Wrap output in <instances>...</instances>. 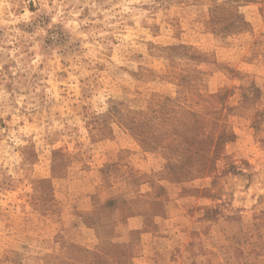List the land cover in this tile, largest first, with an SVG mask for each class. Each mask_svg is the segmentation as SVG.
Masks as SVG:
<instances>
[{
	"label": "rangeland",
	"instance_id": "obj_1",
	"mask_svg": "<svg viewBox=\"0 0 264 264\" xmlns=\"http://www.w3.org/2000/svg\"><path fill=\"white\" fill-rule=\"evenodd\" d=\"M0 264H264V0H0Z\"/></svg>",
	"mask_w": 264,
	"mask_h": 264
}]
</instances>
